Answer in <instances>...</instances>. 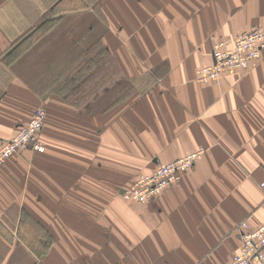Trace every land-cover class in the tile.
Instances as JSON below:
<instances>
[{
    "label": "crops",
    "instance_id": "crops-1",
    "mask_svg": "<svg viewBox=\"0 0 264 264\" xmlns=\"http://www.w3.org/2000/svg\"><path fill=\"white\" fill-rule=\"evenodd\" d=\"M258 25L264 0H0V143L37 107L48 112L46 150L0 165V264L230 261L241 222L264 221V50L220 81L196 70L217 41ZM77 48L94 49L83 60L96 63L83 78L94 105L41 94L57 56L71 64ZM199 147L155 198L123 196Z\"/></svg>",
    "mask_w": 264,
    "mask_h": 264
},
{
    "label": "built area",
    "instance_id": "built-area-1",
    "mask_svg": "<svg viewBox=\"0 0 264 264\" xmlns=\"http://www.w3.org/2000/svg\"><path fill=\"white\" fill-rule=\"evenodd\" d=\"M264 48V25L255 26L239 33L232 46L225 40L214 45L213 60L196 70V78L201 82L220 81L221 73L226 70H245L251 67L262 55ZM45 107H37L28 122L24 123L16 133L5 139L0 146V163H4L17 150L35 142V148L44 150L36 142L45 127ZM204 148H199L186 155L172 159L157 166L153 173L143 175L129 189L123 191L125 197L138 201H147L163 189L174 185L185 171L193 167L199 160ZM264 187V181L261 183ZM241 227V250L225 264H254L264 262V221L251 226L243 221Z\"/></svg>",
    "mask_w": 264,
    "mask_h": 264
},
{
    "label": "rangeland",
    "instance_id": "rangeland-1",
    "mask_svg": "<svg viewBox=\"0 0 264 264\" xmlns=\"http://www.w3.org/2000/svg\"><path fill=\"white\" fill-rule=\"evenodd\" d=\"M44 28H42V31H40V33L37 35V38L41 37L42 35H44L46 33ZM92 50H94V49L93 48L83 49V52L80 53V49H78V48L77 49H73L72 50V54H71V57H72V63L71 64H63V63L60 64L58 61H61V60H59L58 59V56H57V58H56V60H57V63H56V72L57 73H56L55 80L54 81L53 80H50V82H48L49 84H46L44 88H41V94H46V92L48 91V89H49V91H51L52 89H54L56 91V93L61 94V100L65 99L66 101H68V102H70L72 104H75V105H78V106H82V107H83V103H86V101L88 100L89 103H92L91 105H94L95 102H97V97L96 96H94V95L84 96L83 95V86L85 85V81H83V78H85L87 76L86 74H89L90 71L96 66L95 61H93V62L91 61V63H88V64H84L83 63V60H85V58L87 57V55H89V53ZM263 50H264V48H263ZM263 50H262V53H263ZM69 75H71V78L70 79H69ZM92 82L94 83V81H92ZM65 100H63V101H65ZM45 111H46V117H45V123H46L47 122V119H48V112H47L46 109H45ZM29 119H31V118H29ZM38 139H37L36 142L40 143V145H42L44 147V150L36 149L34 147L36 143L35 142H32L31 144L26 145L25 147H23V148L17 150L16 152H14L13 155L15 153H19V152L23 151L24 149H26L28 147H30V148H32L34 150L36 149L35 151H40V152L43 151L44 152L46 150V147H45L44 144H42V142L40 140L38 141ZM2 143L3 142L0 143V146L2 145ZM199 148H203V147H199ZM199 148H197V149H199ZM197 149H195V150H197ZM191 152H189V153H191ZM2 164L3 163H0V165H2ZM159 165H161V164H159ZM154 169L151 172L140 174L137 177V179L134 181V183H132L126 189L131 188L136 183V181L140 177H142L143 175H148V174L153 173ZM262 182L263 181L260 182V185H261ZM261 187H262V185H261ZM126 189H124V190H126ZM165 189H163V190H165ZM161 192H159L157 195H159ZM122 194L125 197L124 193H122ZM156 196H154L153 198H155ZM127 199H130L132 201H136V202H139V203H146L149 200H151V199H149L147 201H138V200H136L134 198H127ZM244 221H246V220H244ZM26 241L28 242L29 241V238H27ZM240 250H241V246H240L239 251ZM257 262H263V261H256L254 264H256ZM223 264H225V263H223Z\"/></svg>",
    "mask_w": 264,
    "mask_h": 264
}]
</instances>
